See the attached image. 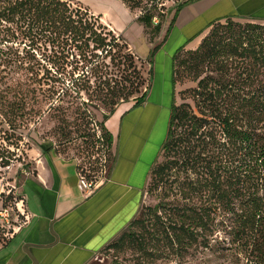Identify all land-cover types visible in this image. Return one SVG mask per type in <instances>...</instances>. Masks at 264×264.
<instances>
[{
  "label": "rangeland",
  "instance_id": "374dc122",
  "mask_svg": "<svg viewBox=\"0 0 264 264\" xmlns=\"http://www.w3.org/2000/svg\"><path fill=\"white\" fill-rule=\"evenodd\" d=\"M162 1L161 16L153 19L154 24H160L159 28L150 26L147 29L146 36L151 44L160 42L161 31L167 27L175 7L185 0ZM70 3L97 12L107 8L111 15H121L112 0H70ZM133 12L138 15L140 10ZM94 17L103 27L102 32L108 34V40L115 37L97 15ZM255 25L264 28V20L222 19L205 30L196 46L183 47L174 60V103H188L196 113L205 109L196 106L198 98L193 89L208 76L212 77L209 85L216 79L227 84L218 97L223 112L226 106L234 109L240 101L248 99L263 81L262 68L253 59L232 54V47L240 34ZM142 43L135 42L136 48L141 50H136L137 54L144 49ZM46 46L39 48L26 36L0 43V245L28 221L22 188L24 180L35 175V158L40 152L61 154L76 163L79 175L99 183L110 158L108 147L102 144L104 131H109L105 121L117 107L133 105L137 97L147 92L152 80L153 66L150 68L148 59L138 58L117 38L107 55L98 50L96 62H86L69 46L64 50L55 47V52L50 51L52 44L47 42ZM9 47L12 61L20 64H9L10 60L5 59L4 51ZM221 59H224L225 71L220 74L217 68L220 63L216 64L215 60ZM91 66L94 67L91 69ZM247 76L249 81H245ZM176 131L180 132V127ZM35 151L39 153L36 156ZM169 156L162 154L156 165ZM230 159L238 161L236 153L231 152L227 157L224 164L229 165L228 168H231ZM187 173L173 167L163 176L155 172L148 175L133 222L86 264H134L138 261L141 252L132 234L143 233L147 239L158 227L155 209L157 215L163 217L164 211L183 201L178 183ZM148 240L153 243L150 237ZM207 254L205 250L204 254L186 259L194 261L202 255L210 259ZM157 263L169 262L158 259Z\"/></svg>",
  "mask_w": 264,
  "mask_h": 264
},
{
  "label": "trees",
  "instance_id": "16d2710c",
  "mask_svg": "<svg viewBox=\"0 0 264 264\" xmlns=\"http://www.w3.org/2000/svg\"><path fill=\"white\" fill-rule=\"evenodd\" d=\"M121 1L131 11L140 10L136 20L145 33L150 26L159 28L160 24H154L153 19L161 16L162 0ZM190 1L175 7L166 34L151 49L150 68L180 9ZM230 18L234 16L217 18L208 26ZM101 29L93 14L73 6L70 0H0V43L26 36L39 48H46L47 42L52 44L50 51L54 52L55 47L64 50L69 46L86 62H96L98 50L107 55L115 38L119 40L116 35L108 40V34ZM243 33L233 41L232 54L253 59L264 76V28L255 25ZM184 46L177 47L172 55L173 88L167 131L149 172V175L155 172L163 176L173 167L187 171L178 183L183 201L164 211L163 217L155 209L158 227L148 236L153 243L143 233L132 234L141 252L134 264H158V259L168 264H264V77L248 99L240 101L234 109L226 106L225 112L219 106L218 97L227 84L216 79L209 85L212 77H204L197 89H193L198 98L196 106L205 108L196 113L188 103L176 105L173 100L174 60ZM9 51L10 47L4 51L5 59L10 60L7 63L18 62L12 61ZM217 62L221 74L225 71L224 59ZM245 81H249L248 76ZM150 85L151 81L147 92L137 97L133 106L146 100ZM177 127L180 132L176 131ZM102 144L110 154L109 131H104ZM231 152L236 153L238 161L230 159L231 168H228L224 163ZM162 154L170 158L156 165ZM235 162L238 165H233ZM205 250L210 259H204V255L194 261L186 259L204 254Z\"/></svg>",
  "mask_w": 264,
  "mask_h": 264
},
{
  "label": "crops",
  "instance_id": "0c3cea01",
  "mask_svg": "<svg viewBox=\"0 0 264 264\" xmlns=\"http://www.w3.org/2000/svg\"><path fill=\"white\" fill-rule=\"evenodd\" d=\"M112 1L121 15H111L107 8L86 9L138 58L148 59L155 44L147 39L136 13L122 1ZM229 16L264 20V0H192L180 9L154 54L146 100L117 107L104 123L111 134V159L91 193L78 188L74 161L59 153L35 151L34 156L39 154L35 175L26 178L22 188L28 221L0 245V264H86L129 224L166 135L173 52L183 44L193 48L211 21ZM166 30L161 31V40ZM136 40L144 45L140 55Z\"/></svg>",
  "mask_w": 264,
  "mask_h": 264
},
{
  "label": "built area",
  "instance_id": "2783aa9c",
  "mask_svg": "<svg viewBox=\"0 0 264 264\" xmlns=\"http://www.w3.org/2000/svg\"><path fill=\"white\" fill-rule=\"evenodd\" d=\"M105 172V170H104ZM98 185L96 180H89L83 175H79L78 188L85 194L91 193Z\"/></svg>",
  "mask_w": 264,
  "mask_h": 264
}]
</instances>
